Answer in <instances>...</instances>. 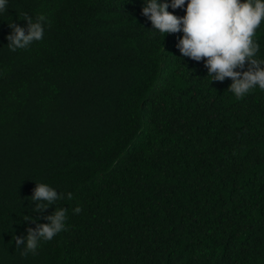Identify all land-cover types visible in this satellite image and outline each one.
I'll return each instance as SVG.
<instances>
[{"label":"trees","instance_id":"16d2710c","mask_svg":"<svg viewBox=\"0 0 264 264\" xmlns=\"http://www.w3.org/2000/svg\"><path fill=\"white\" fill-rule=\"evenodd\" d=\"M144 6L8 0L0 13V264H264V90L212 82ZM25 14L47 18L44 37L11 51ZM254 40L264 59V22ZM36 183L73 198L37 210ZM59 208L66 229L25 255L15 237Z\"/></svg>","mask_w":264,"mask_h":264},{"label":"clouds","instance_id":"9594fccd","mask_svg":"<svg viewBox=\"0 0 264 264\" xmlns=\"http://www.w3.org/2000/svg\"><path fill=\"white\" fill-rule=\"evenodd\" d=\"M142 15L151 22L154 31L160 34L182 33L176 47L182 57L203 62L208 76L213 81L223 82L230 78L228 90L236 98H243L257 87L264 90V59H257L259 44L254 40L257 29L264 22V0H143ZM8 0H0V13L6 10ZM186 5V7H185ZM169 8L173 11L170 12ZM186 14L177 16L175 10ZM27 28L15 23L9 25L11 33L6 37L11 51L26 49L44 37L47 18L35 20L24 15ZM246 69V70H245ZM71 200L73 194L60 193L44 183H36L31 200L37 210H46L58 200ZM68 208L56 209L48 217L50 223L28 229L27 237H15L17 247L35 253L41 240H52L66 229ZM82 211L77 206L75 214Z\"/></svg>","mask_w":264,"mask_h":264}]
</instances>
